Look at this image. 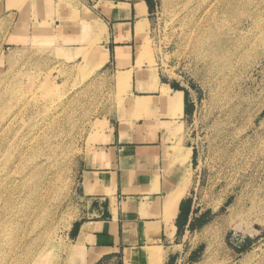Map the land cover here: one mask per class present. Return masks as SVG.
Returning a JSON list of instances; mask_svg holds the SVG:
<instances>
[{
    "label": "rangeland",
    "instance_id": "374dc122",
    "mask_svg": "<svg viewBox=\"0 0 264 264\" xmlns=\"http://www.w3.org/2000/svg\"><path fill=\"white\" fill-rule=\"evenodd\" d=\"M98 1L131 0H0V264H61L95 127L108 130L123 102L121 75L89 63ZM145 4L138 54L194 101L189 184L203 221L180 236L175 264H264V0Z\"/></svg>",
    "mask_w": 264,
    "mask_h": 264
},
{
    "label": "crops",
    "instance_id": "0c3cea01",
    "mask_svg": "<svg viewBox=\"0 0 264 264\" xmlns=\"http://www.w3.org/2000/svg\"><path fill=\"white\" fill-rule=\"evenodd\" d=\"M138 2L98 1L92 12L90 65L122 73L128 82L119 111L78 173V213L65 233L61 264H175L180 236L199 218L189 184L195 162L187 128L193 97L139 58ZM85 48L73 47L80 53ZM150 247L161 248L164 257L143 255ZM126 253L133 254L128 261Z\"/></svg>",
    "mask_w": 264,
    "mask_h": 264
},
{
    "label": "bare ground",
    "instance_id": "6f19581e",
    "mask_svg": "<svg viewBox=\"0 0 264 264\" xmlns=\"http://www.w3.org/2000/svg\"><path fill=\"white\" fill-rule=\"evenodd\" d=\"M233 3H234V1H232ZM237 4V3H236ZM260 4V3H259ZM138 6V8H139V16H140V19H138L139 21H138V23H137V25H136V37L138 38V39H140V38H143V37H145L146 36V31H144V29H143V27L146 25V23H147V18H146V16H147V13H146V4L143 2V1H141V2H139L138 4H137ZM229 5V4H228ZM254 11V10H253ZM256 11V10H255ZM263 21V20H262ZM263 23V22H262ZM194 24V23H193ZM196 24H197V22H196ZM190 24H188V26H189ZM195 25V24H194ZM194 25L193 26H191V27H194ZM197 25H200V24H197ZM196 25V26H197ZM208 25V24H207ZM259 25V24H258ZM262 25V24H261ZM264 25V24H263ZM195 26V27H196ZM216 26V25H215ZM213 27V26H212ZM261 27V26H260ZM259 27V28H260ZM182 28V27H181ZM188 28V27H187ZM198 28V27H197ZM200 28V27H199ZM210 28V27H209ZM183 29H184V27H183ZM182 29V30H183ZM186 29V28H185ZM190 29V28H189ZM196 29V28H195ZM203 29V28H202ZM212 29V28H211ZM199 30V29H198ZM205 30V29H204ZM181 31V30H180ZM194 31H196V30H194ZM203 31V30H202ZM211 31H213V30H211ZM209 32V31H208ZM207 32V33H208ZM216 32H217V30H216ZM181 33V32H180ZM195 33V32H194ZM198 33V32H197ZM197 33L195 34V35H197ZM203 33V32H202ZM205 33H206V31H205ZM204 33V34H205ZM211 33V32H210ZM218 33V32H217ZM191 34H193V32H191ZM201 34V33H200ZM200 34H198V35H200ZM180 35V34H179ZM185 35V34H184ZM194 35V36H195ZM208 35H210V34H208ZM212 35H214V34H212ZM255 35V34H254ZM182 36V35H181ZM186 36V35H185ZM187 36H189V35H187ZM186 36V37H187ZM204 37H205V35H203ZM191 37H193V36H191ZM200 37V36H199ZM198 37V38H199ZM207 38V37H206ZM183 39V38H182ZM191 39H193V38H191ZM185 40V39H184ZM190 40V39H189ZM198 40V39H197ZM204 41V40H203ZM202 41V42H203ZM205 41H207V40H205ZM210 41V40H209ZM196 42V41H195ZM195 42H193V43H195ZM199 42V41H198ZM186 43H187V41H186ZM188 43H191V41L190 42H188ZM202 44H204V43H202ZM248 44V43H247ZM185 45V44H184ZM199 45V44H198ZM188 46V45H187ZM194 46H196V45H194ZM205 49V48H204ZM212 52V51H211ZM139 58L142 60V59H150L151 58V53H150V51H145V52H143V53H141V54H139ZM129 73V72H128ZM122 74V73H121ZM121 74H119V76L121 75ZM129 75V74H128ZM127 77V78H126ZM120 76L119 77V79L118 80H116V82L118 83V84H120L118 87H126L127 86V82H128V76ZM127 88V87H126ZM98 125V124H97ZM109 129V128H108ZM101 131H102V125H98L97 127H95V130H94V134H95V136L97 137V136H100L102 133H101ZM94 136V135H93ZM94 136V137H95ZM93 137V138H94ZM26 141V140H25ZM28 143V142H27ZM26 143V144H27ZM22 144V143H21ZM31 145V144H30ZM29 146V145H28ZM31 147V146H30ZM23 149V148H22ZM39 153H41V152H39ZM37 154H38V152H37ZM25 155V154H24ZM19 156H22V155H20L19 154ZM43 156H45V154L43 155ZM42 156V157H43ZM28 157V156H27ZM20 158V157H19ZM23 158V157H22ZM21 159V158H20ZM19 159V160H20ZM25 159V158H24ZM28 159V158H27ZM26 159V160H27ZM30 160V159H29ZM6 161H9V160H6ZM23 161V160H22ZM35 161V160H34ZM37 162V161H36ZM11 163V162H10ZM32 163V162H31ZM34 163V162H33ZM41 163V162H40ZM43 163V162H42ZM41 163V164H42ZM5 164H7V162H5ZM37 164V163H36ZM5 166V165H4ZM7 166V165H6ZM9 166V165H8ZM26 166H29V165H27L26 164ZM38 166V165H37ZM36 166V167H37ZM11 167V166H10ZM35 167V166H34ZM43 167V166H42ZM6 168V167H5ZM28 168V167H27ZM41 168V167H40ZM2 169H3V167H2ZM11 169V168H10ZM38 169V168H37ZM42 169V168H41ZM40 169V170H41ZM1 170V169H0ZM33 170V169H32ZM35 170V169H34ZM7 171H8V169H7ZM13 171V170H12ZM39 171V170H38ZM22 172V171H21ZM36 172V171H35ZM42 172V171H41ZM6 173V172H5ZM8 173H9V171H8ZM7 173V174H8ZM16 173V172H15ZM17 174V173H16ZM24 174V173H23ZM27 174V173H26ZM25 174V175H26ZM35 174V173H34ZM33 174V175H34ZM38 174V173H37ZM42 174V173H41ZM4 175V174H3ZM9 175H12V173L11 174H9ZM8 175V176H9ZM19 175V174H18ZM29 175V174H28ZM40 175V174H39ZM7 176V177H8ZM13 176V175H12ZM1 177H4L5 178V176H1ZM0 177V178H1ZM17 177V176H16ZM29 177V176H28ZM34 177H35V175H34ZM39 177V176H38ZM11 178V177H10ZM21 178V177H20ZM24 178V177H23ZM27 178V177H26ZM36 178V177H35ZM13 179V178H12ZM31 179V178H30ZM20 180V179H19ZM33 180H34V178H33ZM7 181V180H6ZM13 181V180H12ZM27 181V180H26ZM29 181V180H28ZM35 181V183H36V180H34ZM33 181V182H34ZM1 182H2V180H1ZM9 182V181H8ZM15 182V181H14ZM24 183H25V181H23ZM39 182V181H38ZM4 183V182H3ZM17 183V182H16ZM26 183H29V182H26ZM18 184V183H17ZM31 184V183H30ZM34 184V183H33ZM40 184V183H39ZM1 185V184H0ZM3 185V184H2ZM7 185V184H6ZM20 185V184H19ZM35 185V184H34ZM16 186V185H15ZM36 186H38V185H36ZM30 187V186H29ZM41 187V186H40ZM6 188V187H5ZM20 188V187H19ZM22 188H24L23 187V185H22ZM35 188V187H34ZM46 188V187H45ZM15 189V188H14ZM13 189V190H14ZM4 190V189H3ZM12 190V189H11ZM10 190V192L9 193H12L13 192V190L11 191ZM25 190V189H24ZM30 190V189H29ZM34 190V189H33ZM42 190V189H41ZM5 191V190H4ZM8 191V190H7ZM6 191V192H7ZM36 191V190H35ZM14 192H16V194H18L17 193V191H14ZM25 192V191H24ZM34 192V191H33ZM44 192H45V189H44ZM43 192V193H44ZM35 193V192H34ZM2 194V193H1ZM0 194V195H1ZM12 194H14V193H12ZM24 194V193H23ZM40 194H42V192L40 193ZM39 194V195H40ZM4 195V194H3ZM20 196H21V194H20ZM19 196V197H20ZM25 196V195H24ZM30 196V195H29ZM41 196V195H40ZM39 196V197H40ZM43 196V195H42ZM12 197V196H11ZM18 197V196H17ZM38 197V196H37ZM10 198V197H9ZM26 198V197H25ZM29 198H31V197H29ZM32 198H33V196H32ZM39 199V198H38ZM14 200V199H13ZM16 201V200H15ZM5 202V201H4ZM3 202V203H4ZM8 202H10V201H8ZM17 202V201H16ZM21 202V201H20ZM22 202L24 203V201L22 200ZM34 202H35V200H34ZM42 202V201H41ZM39 203V202H38ZM27 204H29V203H27ZM14 205V204H13ZM22 205V204H21ZM35 205V204H34ZM23 207L25 206V205H22ZM33 206V205H32ZM39 206V205H38ZM36 207H37V204H36ZM18 208V207H17ZM42 208V207H41ZM2 209V208H1ZM19 209V208H18ZM21 209H23V208H21ZM36 209V208H35ZM34 209V210H35ZM38 209V208H37ZM25 210V209H24ZM29 209L27 208V211H28ZM32 210V209H31ZM5 211V210H4ZM8 211V210H7ZM6 211V212H7ZM16 212H17V210H16ZM24 212V211H23ZM18 214V213H17ZM27 214V213H26ZM6 215V214H5ZM34 216H35V214H33ZM41 215V214H40ZM13 216H15V215H13ZM23 216V215H22ZM37 216V215H36ZM35 216V217H36ZM5 217V216H4ZM19 217V216H18ZM24 217V216H23ZM27 217V216H26ZM31 218V217H30ZM29 218V219H30ZM33 218V217H32ZM26 219V218H25ZM35 219V218H34ZM40 219V218H39ZM5 220V219H4ZM12 220V219H11ZM10 220V221H11ZM23 220V219H22ZM21 220V221H22ZM37 221V220H36ZM40 222H41V220H39ZM18 222V221H17ZM26 222H27V220H26ZM35 222V221H34ZM39 223V222H38ZM46 223V222H45ZM11 224V223H10ZM10 224H9V226H10ZM22 224V223H21ZM26 224V223H25ZM28 224V223H27ZM26 224V225H27ZM36 224H37V222H36ZM41 225V224H40ZM45 225V224H44ZM17 226V225H16ZM19 226V225H18ZM22 226V225H21ZM25 226V225H24ZM32 227H34V226H32ZM40 227V226H39ZM38 227V228H39ZM44 227V226H43ZM3 228V227H2ZM10 228V227H9ZM13 228V227H12ZM15 228V227H14ZM19 228V227H18ZM22 228V227H21ZM29 228V227H28ZM41 229V228H40ZM43 229V228H42ZM6 230H8V229H6ZM20 230V229H19ZM30 230H31V228H30ZM149 230V229H148ZM2 231V230H1ZM4 231V230H3ZM21 231V230H20ZM32 231V230H31ZM33 231H35V230H33ZM16 232V231H15ZM24 232V231H23ZM37 232H39V231H37ZM21 233V232H20ZM4 234V233H3ZM40 235H41V233H40ZM2 236V235H1ZM8 236H9V234H8ZM14 238H15V236H13ZM17 237V236H16ZM158 237V236H157ZM38 238V237H37ZM1 239V238H0ZM2 240V239H1ZM30 241H31V239H29ZM35 240H36V238H35ZM154 239H151V238H148L147 239V242L148 243H150V242H154L153 241ZM5 241V240H4ZM12 241H13V239H12ZM34 241V240H33ZM51 241V240H50ZM1 242V241H0ZM9 242V241H8ZM14 242V241H13ZM27 242V241H26ZM37 242V241H36ZM47 243H48V241H47ZM33 244V243H32ZM27 246V245H26ZM28 247H29V245H28ZM32 247V246H31ZM22 248V247H21ZM44 248V247H43ZM145 249V248H144ZM21 250V249H20ZM42 251V250H41ZM24 252V251H23ZM28 252V251H27ZM40 253H42V252H40ZM25 254V253H24ZM147 254H150L152 257L153 256H158L159 258L160 257H164V254L165 253H163V250L161 249V248H158V247H150V248H148V250H146L145 252H144V254L143 255H145V256H147ZM132 256H133V254H130V253H126V256H125V261H128L129 259H131L132 258ZM21 264H22V262H21Z\"/></svg>",
    "mask_w": 264,
    "mask_h": 264
},
{
    "label": "trees",
    "instance_id": "16d2710c",
    "mask_svg": "<svg viewBox=\"0 0 264 264\" xmlns=\"http://www.w3.org/2000/svg\"><path fill=\"white\" fill-rule=\"evenodd\" d=\"M144 1L146 2L147 0H144ZM194 157H195V154H194ZM183 210H182V212H184V214L188 213L189 205H186ZM202 221H203V216L199 217L198 219H195L194 222L192 224H190L189 230L195 229L197 226L201 225ZM178 226H181V225L178 223Z\"/></svg>",
    "mask_w": 264,
    "mask_h": 264
}]
</instances>
